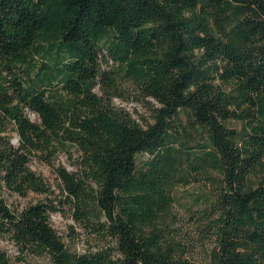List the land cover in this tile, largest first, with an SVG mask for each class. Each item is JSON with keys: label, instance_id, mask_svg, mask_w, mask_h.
I'll return each mask as SVG.
<instances>
[{"label": "trees", "instance_id": "trees-1", "mask_svg": "<svg viewBox=\"0 0 264 264\" xmlns=\"http://www.w3.org/2000/svg\"><path fill=\"white\" fill-rule=\"evenodd\" d=\"M119 76L151 122L113 105ZM33 159L62 197L19 207L50 193ZM210 170L214 195L193 203L214 237L201 264H264V0H0V239L17 252L0 264H199L166 216L175 183ZM67 205L95 240L82 252L49 221Z\"/></svg>", "mask_w": 264, "mask_h": 264}, {"label": "rangeland", "instance_id": "rangeland-1", "mask_svg": "<svg viewBox=\"0 0 264 264\" xmlns=\"http://www.w3.org/2000/svg\"><path fill=\"white\" fill-rule=\"evenodd\" d=\"M105 67V63H102ZM106 68V67H105ZM94 91L98 95H104L98 85L94 87ZM112 96V103L115 107L123 108L130 113L139 123L143 124L145 121L151 122L152 119V105L143 98L135 83L125 77H118L115 81V85L109 90ZM151 103L156 104L152 99H149ZM31 120H38L34 113H27ZM231 126L237 129L241 128L240 122L232 120ZM17 135L15 132L11 133V141L17 144ZM73 158H69L66 153L60 152L53 159L55 166L62 165L68 170L73 169ZM148 157L147 153L140 154L139 160H143ZM30 168L40 174L50 187V193L47 195L30 192L26 197H17L14 205L22 207L29 203H35L40 200H44L46 197L49 199H59L62 197V190L60 187V181L56 175L53 166L46 164L37 159H33L30 162ZM218 177V173L215 170H210L205 174H189L188 181L186 183L176 182L173 188L174 201L168 210L166 221L169 227L176 229L179 233L178 240L187 242V257L195 263H203L211 248L214 245V237L207 234L204 236L203 231L197 229L195 216L198 214V208L194 206V199L197 196L208 195L213 196L215 193V180ZM51 226L62 237L66 245L76 251H84L86 248L91 247L95 240L93 236L88 234L85 229L76 222L72 217V211L69 206H64L60 211L51 213L49 217ZM0 248L6 250L12 259L16 256L15 246L5 240L0 239ZM35 264H49L47 258H30Z\"/></svg>", "mask_w": 264, "mask_h": 264}]
</instances>
